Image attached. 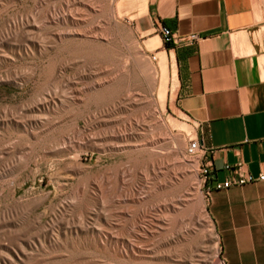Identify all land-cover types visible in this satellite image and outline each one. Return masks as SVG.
<instances>
[{
	"label": "rangeland",
	"instance_id": "obj_1",
	"mask_svg": "<svg viewBox=\"0 0 264 264\" xmlns=\"http://www.w3.org/2000/svg\"><path fill=\"white\" fill-rule=\"evenodd\" d=\"M145 1L0 0V264H222Z\"/></svg>",
	"mask_w": 264,
	"mask_h": 264
},
{
	"label": "crops",
	"instance_id": "obj_2",
	"mask_svg": "<svg viewBox=\"0 0 264 264\" xmlns=\"http://www.w3.org/2000/svg\"><path fill=\"white\" fill-rule=\"evenodd\" d=\"M142 17L139 28L157 43L153 49L164 55L169 75L174 71L168 105L211 150L203 187L238 173H264L262 1L146 0ZM160 25L197 38L163 43ZM165 78L162 66L163 87ZM205 209L222 264H264V180L210 189Z\"/></svg>",
	"mask_w": 264,
	"mask_h": 264
},
{
	"label": "built area",
	"instance_id": "obj_3",
	"mask_svg": "<svg viewBox=\"0 0 264 264\" xmlns=\"http://www.w3.org/2000/svg\"><path fill=\"white\" fill-rule=\"evenodd\" d=\"M158 33L163 43H180V44H189L193 42L197 35L195 33H188L185 35H175L173 31H171L168 27L164 25H160L158 27ZM151 59H154V56L151 55ZM184 152L188 157L195 158L197 161L198 173L201 176L202 183L208 179V169L211 166L210 162V154L211 150L208 148H204L199 141V138L193 136L188 137ZM228 165H224V169H229ZM264 180V173H257L256 175H252L250 173H238L235 176H226L221 181H213L204 186V193H208L210 189H220L227 188L229 186L241 185L248 182L253 181H261Z\"/></svg>",
	"mask_w": 264,
	"mask_h": 264
},
{
	"label": "bare ground",
	"instance_id": "obj_4",
	"mask_svg": "<svg viewBox=\"0 0 264 264\" xmlns=\"http://www.w3.org/2000/svg\"><path fill=\"white\" fill-rule=\"evenodd\" d=\"M142 6H143V4H142ZM145 6V5H144ZM142 10H143V7H142ZM2 42V41H1ZM136 54V53H135ZM135 57H137V59H136V61H137V64L138 65H141L143 68H145L148 72H149V78L152 80L153 78H154V74H153V70H152V68L149 66V64L148 63H146V61L145 60H142V59H140V58H138V56H135ZM34 107V106H33ZM29 109V107L27 108V110ZM35 109H37V108H35ZM33 116V115H32ZM32 121V120H31ZM29 123V122H28ZM178 144L179 145H181L182 146V141L178 138ZM172 193V192H171ZM80 200V199H79ZM200 202V201H199ZM84 203V202H83ZM180 204V203H179ZM180 206V205H179ZM7 217V216H6ZM10 217V216H9ZM12 218V217H11ZM3 219V218H2ZM7 220H8V218H7ZM36 221V220H35ZM38 221V220H37ZM16 222V221H15ZM176 224V223H175ZM172 225H174V224H172ZM37 226V225H36ZM65 226V225H64ZM68 227V226H67ZM175 227V226H174ZM22 230V229H21ZM173 230L174 229H169V231H168V233L169 232H171V233H174L173 232ZM176 230V229H175ZM174 230V231H175ZM51 231V230H50ZM47 234V233H46ZM170 234H168V236H169ZM31 236V235H30ZM12 237V236H11ZM25 237V236H24ZM172 237V236H171ZM210 237V236H209ZM212 237V236H211ZM205 239H208V236L207 235H205V234H200L199 236H197V238L195 237V242H194V249L193 250H197V252H199V250H200V252H201V250H202V254H204V253H207V250H205V249H202V248H200V246H199V243H203V241H205ZM192 243H193V240H192ZM28 244V243H27ZM21 245V244H20ZM19 245V246H20ZM29 245V244H28ZM193 246V245H192ZM130 247V246H129ZM22 250H20V252L17 254L16 253V256L18 257V258H20V256H21V254H23V253H26V252H24L23 251V248H21ZM14 250V249H13ZM120 251V250H119ZM2 252V251H1ZM196 252V253H197ZM199 252V253H200ZM214 252V251H213ZM156 253V252H155ZM29 254V253H28ZM139 254H141V253H139ZM159 254V253H158ZM170 254V253H169ZM201 254V255H202ZM211 254V253H210ZM216 252H214V254L212 255V257H210V258H208V257H206L203 261H202V263L203 264H220L219 262H217V259H216ZM8 255V254H7ZM25 255V254H24ZM124 255V254H123ZM199 255V254H198ZM118 256V255H117ZM5 257H7L6 255H5ZM134 257V256H133ZM139 257H141V256H139ZM146 257V256H145ZM157 257V256H156ZM159 257V256H158ZM1 258V257H0ZM151 258V257H150ZM9 259H10V257H9ZM137 259V258H136ZM142 259V258H141ZM164 259V257L162 258V260ZM200 259V258H199ZM159 261H161V259H158ZM157 260V261H158ZM3 261V260H2ZM137 261V260H136ZM139 262V261H138ZM154 262V261H153ZM15 263V262H14ZM87 263V262H86ZM105 263V262H104ZM112 263V262H111ZM5 264V263H4ZM19 264V263H18ZM114 264H125V263H123V262H119V261H116ZM138 264H149V263H146V262H143V261H141V262H139ZM199 264V263H198Z\"/></svg>",
	"mask_w": 264,
	"mask_h": 264
}]
</instances>
